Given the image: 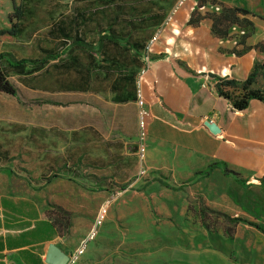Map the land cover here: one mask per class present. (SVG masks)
<instances>
[{
  "label": "rangeland",
  "instance_id": "rangeland-1",
  "mask_svg": "<svg viewBox=\"0 0 264 264\" xmlns=\"http://www.w3.org/2000/svg\"><path fill=\"white\" fill-rule=\"evenodd\" d=\"M175 1L0 0V28L16 23L19 31L0 37V52L16 59L61 53L71 41L65 33L77 30L96 41L111 23L123 33L132 27L134 38L144 41L153 33L149 24L161 21ZM230 7L198 0L191 18L213 22ZM250 30L242 13L228 26L236 40ZM111 54L134 65L131 56ZM76 58L78 67L94 70L89 91L69 90L73 66L65 73L51 62L45 71L20 76L2 62L18 96L0 92V195L27 198L44 211L54 205L69 211L70 231L60 240L69 251L108 202L104 223L79 264H264L261 232L210 212L234 217L228 195L242 206V185L223 171L202 177L163 172L154 159L142 171L130 114L123 119L110 91L117 81L113 75L104 78L85 53Z\"/></svg>",
  "mask_w": 264,
  "mask_h": 264
},
{
  "label": "crops",
  "instance_id": "crops-1",
  "mask_svg": "<svg viewBox=\"0 0 264 264\" xmlns=\"http://www.w3.org/2000/svg\"><path fill=\"white\" fill-rule=\"evenodd\" d=\"M197 1L187 3L176 15L178 34L168 29L161 35L142 81L153 115L147 160L154 159L163 172L178 169L190 176L214 162L220 165L213 172H224L226 164L227 178L242 185L243 195L242 206L228 195L233 202L230 211L234 217L242 214L264 225V101L251 99L246 109L234 111L217 88L219 78L242 82L256 63H264V0H219L250 11L242 15L251 22V30L240 40L231 32L218 37L207 19L189 23ZM258 85L264 88V68ZM115 104L124 120L130 114L136 141V100ZM206 121L216 123L220 132L213 133ZM61 239L45 219L44 206L0 195V264H47L52 243L69 255L73 250H66Z\"/></svg>",
  "mask_w": 264,
  "mask_h": 264
},
{
  "label": "trees",
  "instance_id": "trees-1",
  "mask_svg": "<svg viewBox=\"0 0 264 264\" xmlns=\"http://www.w3.org/2000/svg\"><path fill=\"white\" fill-rule=\"evenodd\" d=\"M168 12H166L163 19L158 23L154 22L149 24L153 27V33L164 22ZM239 13L248 14L250 11L238 6H233L230 7V12L226 15L213 19L212 30L214 34L218 37L228 36V26L232 20L236 19L237 14ZM223 20H226L225 23H223ZM196 21H198V19L191 18L189 23L193 24L196 23ZM249 23L251 24L250 21ZM74 24H79L77 19H75ZM17 26L18 25L15 23L12 27L1 28L0 37L5 34L17 36L19 33ZM153 33L148 39L143 41L134 38L132 27L131 29L129 28L128 33H123L122 31L117 30L115 25L111 23L108 29L101 30L98 33L96 41L87 40L77 30H75V33L72 36L65 33L66 36L71 37V41L61 53H48L40 58L16 59L8 52H0V92L15 97L18 96V88L9 79V74L2 66V62L4 61L8 64L11 72L20 76H30L45 71L52 64L51 62H53L58 68H65V73H70V66H73L74 68H77L75 71L76 77L72 81L73 86L70 87L69 90L89 91L94 81V70L78 67L79 61L76 58V53L83 52L89 58L90 63H95L105 72L104 78H108L111 75L114 76L113 81L115 83L117 81V83L111 87L110 91L114 93L115 102L136 100L137 75L145 64V48ZM262 46L264 47V45ZM112 51L122 54L121 56H123V60H125V56H131L132 60L135 61L134 65L124 61L120 62V57L112 55ZM98 60H100L101 63H97ZM263 68L264 63H256L253 71L249 74L247 79L242 82H238L233 78H219L217 83L219 94L228 99L234 111H242L246 109L251 99H260L264 101V88L258 85V76ZM219 165V162H214L210 164L207 169L198 171L196 174L209 175L213 173ZM223 165L224 174H228L229 170L226 167V164ZM159 182L169 187L168 184L163 183L161 180H159ZM206 210L209 209L206 207ZM210 212L222 216L229 224L235 225L242 222L254 227L264 234V225L262 223L249 221L239 216L233 217L215 210H210ZM44 216L45 219L53 225L59 235H63L70 231L71 216L69 211L64 210L60 206L54 205L53 209L49 208L44 211ZM226 232L227 234H230L228 230Z\"/></svg>",
  "mask_w": 264,
  "mask_h": 264
},
{
  "label": "built area",
  "instance_id": "built-area-1",
  "mask_svg": "<svg viewBox=\"0 0 264 264\" xmlns=\"http://www.w3.org/2000/svg\"><path fill=\"white\" fill-rule=\"evenodd\" d=\"M196 0H176L169 10L164 22L155 30L152 37L147 42L145 52H144V66L140 69L137 75V98L136 103L138 106L137 117H138V133L136 137V145H137V158L139 161V165L142 171L146 169L147 163V139L149 135V126L150 122L153 118L152 112L147 105L144 93L142 89V81L145 73L148 71L151 65V55L154 52L155 44L161 38V35L166 30H170L172 34H178V28L175 27L174 22L176 15L179 13L183 7L186 6L189 2H194ZM195 10V6L191 8V13ZM109 205L108 202L103 203L100 207L98 215L95 219V222L86 235L84 239L80 241V244L69 254V259L66 264H79L81 258L86 253L88 245L91 241H93L98 233L99 227L104 223L105 216L107 214Z\"/></svg>",
  "mask_w": 264,
  "mask_h": 264
},
{
  "label": "water",
  "instance_id": "water-1",
  "mask_svg": "<svg viewBox=\"0 0 264 264\" xmlns=\"http://www.w3.org/2000/svg\"><path fill=\"white\" fill-rule=\"evenodd\" d=\"M205 125L213 132L219 133L220 128L213 121H206ZM69 259V255L65 253L61 248H59L54 243L50 244L48 247L45 262L47 264H66Z\"/></svg>",
  "mask_w": 264,
  "mask_h": 264
}]
</instances>
